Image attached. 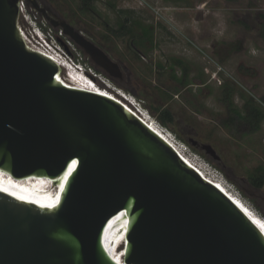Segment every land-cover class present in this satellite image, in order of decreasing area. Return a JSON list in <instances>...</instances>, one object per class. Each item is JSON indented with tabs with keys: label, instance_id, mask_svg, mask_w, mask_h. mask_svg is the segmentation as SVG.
<instances>
[{
	"label": "water",
	"instance_id": "1",
	"mask_svg": "<svg viewBox=\"0 0 264 264\" xmlns=\"http://www.w3.org/2000/svg\"><path fill=\"white\" fill-rule=\"evenodd\" d=\"M18 2L0 0V171L64 185L50 204L0 191V264H115L107 250L126 223L123 264H264V234L222 191L123 105L57 79L60 68L25 44Z\"/></svg>",
	"mask_w": 264,
	"mask_h": 264
},
{
	"label": "rangeland",
	"instance_id": "2",
	"mask_svg": "<svg viewBox=\"0 0 264 264\" xmlns=\"http://www.w3.org/2000/svg\"><path fill=\"white\" fill-rule=\"evenodd\" d=\"M37 1L104 51L121 77L110 78L60 25L29 6L25 29L33 41L50 30L49 41L82 62L95 85L115 98L141 101L179 143L167 138L181 155L220 178L257 218H264V183L256 182L264 181V0H87V6L85 0ZM125 19L127 27L135 22L153 28V44L143 53L134 52L131 36L114 34ZM139 28L134 34H141ZM174 60L187 68L186 80ZM224 85L233 93L225 96ZM248 100L263 113L255 131L230 111L231 106L242 110ZM162 110L173 118L167 127L160 125ZM202 145L211 146L215 157Z\"/></svg>",
	"mask_w": 264,
	"mask_h": 264
},
{
	"label": "bare ground",
	"instance_id": "3",
	"mask_svg": "<svg viewBox=\"0 0 264 264\" xmlns=\"http://www.w3.org/2000/svg\"><path fill=\"white\" fill-rule=\"evenodd\" d=\"M33 43L35 44L34 41L31 44L28 42L29 46L33 50L35 49L36 52L41 53V54L43 53V55H45L46 53L45 50H43L42 47H38V44H36L38 47V49H36L33 46L34 45ZM47 57L48 58L50 57L49 59H51L60 68V72H59L57 79L60 82H62L65 86H69V87L76 88L82 91L94 92V93L107 96L108 98L113 99L120 105H123V107H125L128 111H131L128 108V106L124 104V103L128 104V101H127L128 95L126 97L125 95L118 94L119 98H115L113 97V95H109V93L103 92L101 88L95 85L99 83L93 82L91 84L90 82L85 80L83 75L79 74L78 72L74 70V68H72V66L68 65L65 59L59 56H47ZM142 120L145 122V124L147 125L149 129H151L156 135H158L161 139H163L179 155V157L183 160L184 163H186L189 167L194 169L197 173H199L201 176L207 179L210 183H212L215 187H217L220 191H222V193H224V195L228 197L240 209V211H242V213L264 234V218H262L261 216H260V219L257 218L251 212V210L241 202V200H239L236 196H234V194L230 191V188L227 185H225L224 182L220 180V178H218L217 176L210 177L204 174L199 168L195 167V165L189 162L186 159V157L182 154L185 157L184 158L170 144V142H172L174 145L178 147L177 143L173 139L174 137H172V135L169 134L168 131L164 130L159 125H157L156 122L152 118L146 115L145 117L142 118ZM167 138L169 139L170 142L168 141ZM7 176L3 175L0 171V191L20 194L28 198L29 200L38 202V203L50 204V203L56 202L60 197V194H61V191L64 185L59 180L51 181V180H45V179H25L21 181H16L12 179L11 177L9 176L7 177ZM127 225L128 223H126L117 232V234L113 238L116 241L118 240L116 244L117 249H114L112 247L114 243H110L108 250H107L110 255V258H112V261L115 264H123L125 233H126Z\"/></svg>",
	"mask_w": 264,
	"mask_h": 264
},
{
	"label": "trees",
	"instance_id": "4",
	"mask_svg": "<svg viewBox=\"0 0 264 264\" xmlns=\"http://www.w3.org/2000/svg\"><path fill=\"white\" fill-rule=\"evenodd\" d=\"M84 5L87 6V0H85ZM127 23H128V19H125L124 21H122L121 24H119L118 31L114 32L116 37L125 36V35H127L128 37L131 36V39H132L131 44L133 46L132 48L134 49V52H137L138 49L139 50H142V48L144 49L145 45L147 44H150V46H152L153 44V28L152 27L141 26V28H139L140 25L134 22L135 27H138L141 31V34L138 35L136 33L134 34L133 32L135 27L134 26L127 27ZM261 36L264 38V27L262 29ZM173 62L180 68L181 67L183 68L184 74L182 75L181 78H183V80H186L187 79V68L183 65V62L180 60H174ZM177 80L179 82H182L179 79ZM222 88H223V93L225 96L228 94V92L233 93L232 88H229L227 85H224ZM230 111L232 114H234L237 120L245 123L246 125H251L252 131H255L256 129L259 128V124L261 122V119L263 118V113L260 110V108L257 107L255 104H252L250 100L246 101L242 110H238L231 106ZM159 119H160V125L164 127L169 126L173 122L172 115L168 110H162L160 112ZM256 182H258V185H262L264 183L262 178L256 180Z\"/></svg>",
	"mask_w": 264,
	"mask_h": 264
},
{
	"label": "built area",
	"instance_id": "5",
	"mask_svg": "<svg viewBox=\"0 0 264 264\" xmlns=\"http://www.w3.org/2000/svg\"><path fill=\"white\" fill-rule=\"evenodd\" d=\"M18 6H19V19H18V28L19 31L22 35V38L25 42V44L32 49L28 42L31 44L33 42L32 38L30 39V35L26 32L25 29V25L28 22V18L30 17V7L27 5L25 0H19L18 2ZM52 33L50 30H47V32H45V35L43 37H36L38 40L35 39V37H33V39L35 40V44L33 45L36 49H38V47H42L43 50H45V55L44 56H59L65 60L68 65H70L71 63H73L74 61L77 60H73V58L67 56L66 53H64L63 49L61 46L55 44V43H51L49 41V39H53L52 37ZM60 37L62 35H59ZM26 38V39H25ZM32 40V41H31ZM28 41V42H27ZM55 41V40H54ZM38 44V47L37 45ZM33 50V49H32ZM35 51V49L33 50ZM43 54V53H42ZM66 57V58H65ZM50 58V57H49ZM80 62V61H79ZM128 104L124 103L126 106H128V108L131 110L130 112H132L136 117H138L139 119L142 120L143 117H145L146 115L148 117H150L148 110L144 107L143 103L141 101H137L135 98L133 97H129L128 96ZM151 118V117H150ZM143 121V120H142ZM144 122V121H143ZM145 123V122H144ZM175 140V138H173ZM176 143H178L175 140ZM179 144V143H178ZM182 145V144H180ZM186 149V148H185Z\"/></svg>",
	"mask_w": 264,
	"mask_h": 264
},
{
	"label": "clouds",
	"instance_id": "6",
	"mask_svg": "<svg viewBox=\"0 0 264 264\" xmlns=\"http://www.w3.org/2000/svg\"><path fill=\"white\" fill-rule=\"evenodd\" d=\"M34 26V28L36 29V31H39V28H36V25L35 24H32ZM70 66H72V68H74V70L79 74L81 75H86V76H89V78H92L95 82V78H93L89 73H87V69L86 67L82 64V62H79V61H74L73 63L70 64ZM1 173L5 176H7V174L5 172H2ZM8 177V176H7ZM10 177V176H9ZM118 241V240H117ZM117 241L116 240H112L111 243H114V245L112 246L114 249H116V244H117Z\"/></svg>",
	"mask_w": 264,
	"mask_h": 264
},
{
	"label": "flooded vegetation",
	"instance_id": "7",
	"mask_svg": "<svg viewBox=\"0 0 264 264\" xmlns=\"http://www.w3.org/2000/svg\"><path fill=\"white\" fill-rule=\"evenodd\" d=\"M35 2L38 4L39 8L44 10V13H40L41 15H44L46 17V19H48L50 21L51 24L54 25H60L61 23H63L64 21H62L58 16L52 14L51 11H49L46 7L42 6L41 4L38 3L37 0H35ZM52 21V22H51ZM59 23V24H58ZM138 53H143L142 50H138Z\"/></svg>",
	"mask_w": 264,
	"mask_h": 264
}]
</instances>
